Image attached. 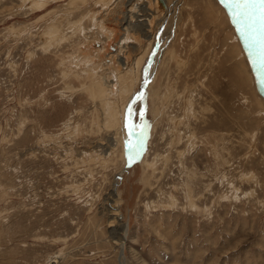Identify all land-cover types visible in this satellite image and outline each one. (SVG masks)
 I'll return each instance as SVG.
<instances>
[{
  "label": "rangeland",
  "instance_id": "obj_1",
  "mask_svg": "<svg viewBox=\"0 0 264 264\" xmlns=\"http://www.w3.org/2000/svg\"><path fill=\"white\" fill-rule=\"evenodd\" d=\"M130 1L0 0V264H264V0Z\"/></svg>",
  "mask_w": 264,
  "mask_h": 264
},
{
  "label": "bare ground",
  "instance_id": "obj_2",
  "mask_svg": "<svg viewBox=\"0 0 264 264\" xmlns=\"http://www.w3.org/2000/svg\"><path fill=\"white\" fill-rule=\"evenodd\" d=\"M134 0H131L130 2H133ZM152 2H153V4L155 5V6H160L162 3H161V1L160 0H152ZM231 2V1H230ZM224 3H225V1H224ZM236 3L239 5V3L240 2H238L237 0H236ZM125 5H128V6H130L131 5V3H126ZM131 6H133V5H131ZM226 9H227V11H228V13H229V15L230 16H232L231 17V20H232V23H236L237 22V19H236V15H235V13H233L234 11H233V9H230V5H229V3H227L226 2ZM121 7H123V4L121 5ZM240 7L243 9H248L249 11H250V8L248 7V6H246L245 4H243L242 3V5H240ZM132 9V8H131ZM132 11V10H131ZM127 12H129V11H127ZM154 13V12H153ZM247 13V12H246ZM130 15V14H129ZM153 16V14L151 13V17ZM122 17H124V16H122ZM133 17V16H132ZM131 17V18H132ZM150 17V18H151ZM121 20H123L122 22L123 23H125L126 25H127V27L128 28H125V29H123V31L124 32H127V33H130V32H132V31H134L133 30V27H130L129 26V23H130V21H128V16H127V19H125V18H121ZM239 20V19H238ZM132 21V20H131ZM239 22V21H238ZM121 25V24H120ZM239 25V24H238ZM239 28V27H238ZM146 34V33H145ZM146 36V35H145ZM126 44H124V42L123 41H120V42H118V48L117 49H115V51H113L111 54H109L108 53V55H106V56H108L109 58H114V56H121L120 58H118V60H120V62L121 63H124V61H123V58L125 59V57H124V55H125V51H128V48H127V46H125ZM107 47H109V46H107ZM106 47V48H107ZM105 47H101V48H99L98 50H97V52L98 51H101L102 49H104ZM96 51V50H95ZM106 51V50H105ZM99 53V52H98ZM97 53V54H98ZM99 55V54H98ZM98 67V66H97ZM102 72V71H101ZM103 75V77H99V78H101L100 80H103L104 81V83H105V81H106V75H105V73L104 74H102ZM101 82V81H100ZM107 86H109L110 87V85L108 84V81H107ZM115 192V191H114ZM115 193H113V194H111L112 196H111V200H114L113 201V203L115 204V201H116V196L114 195ZM112 205V204H111ZM112 207V209H113V207H114V209L112 210V211H110V212H112V219H114V220H116L118 217V212H116V207L115 206H111ZM110 212H109V214H110ZM113 236V235H112ZM120 238V237H119ZM119 243V242H118Z\"/></svg>",
  "mask_w": 264,
  "mask_h": 264
},
{
  "label": "water",
  "instance_id": "obj_3",
  "mask_svg": "<svg viewBox=\"0 0 264 264\" xmlns=\"http://www.w3.org/2000/svg\"><path fill=\"white\" fill-rule=\"evenodd\" d=\"M238 2H240V3H239V6L242 5V3H241L240 0H238ZM241 10L244 11L245 14H246V10H245L244 8L241 9ZM244 26H245V27H244ZM246 26H247L246 23H243V22H242V27L246 28ZM250 32H251V31H250ZM252 38L255 39V40L252 39L255 43L258 42L257 44L260 45V44H259L260 42H259V40H257L256 36H255V38H254V36H253ZM129 107H130V106H129ZM129 107H128V108H129Z\"/></svg>",
  "mask_w": 264,
  "mask_h": 264
}]
</instances>
